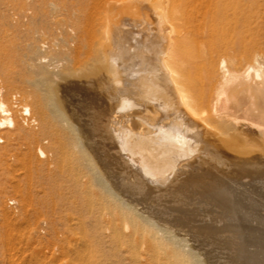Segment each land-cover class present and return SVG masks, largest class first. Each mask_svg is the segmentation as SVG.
<instances>
[{"label": "bare ground", "instance_id": "bare-ground-1", "mask_svg": "<svg viewBox=\"0 0 264 264\" xmlns=\"http://www.w3.org/2000/svg\"><path fill=\"white\" fill-rule=\"evenodd\" d=\"M234 3L73 0L67 7L62 1L76 13L62 52L67 65L41 63L30 72L31 107L26 104L23 113L31 115V128L17 123L48 159L49 153H77L60 161V173L51 174L55 183L43 186L46 196L66 191L56 183L59 176H71L75 182L69 193L79 211L111 232L119 246L148 241L153 257L162 254L171 264H208L179 236L185 221L166 218L158 209L159 216L149 210V202L167 195L183 198L192 189L219 192L226 177L246 183L264 178V147L241 151L208 143L215 120L228 139L242 122L259 128L257 122L264 121V79L256 80L252 72L255 63L264 65V55L253 54L254 45L244 43ZM231 93L238 98L229 101ZM229 108L243 118L234 116L228 124ZM0 109L8 112L4 101ZM5 123L15 124L11 118L0 119V126ZM34 156L24 158L31 176ZM188 165L198 172L183 174ZM225 187L232 196L231 187Z\"/></svg>", "mask_w": 264, "mask_h": 264}, {"label": "rangeland", "instance_id": "rangeland-1", "mask_svg": "<svg viewBox=\"0 0 264 264\" xmlns=\"http://www.w3.org/2000/svg\"><path fill=\"white\" fill-rule=\"evenodd\" d=\"M62 1L65 0H0V101H4L8 109V112L0 109V119L11 118L15 123L0 126V264H171L162 254L153 257L148 241L137 240L133 246L116 244L111 232L79 211V204L69 193L75 182L71 176L58 177L57 186L63 185L66 191L63 189L64 192L51 197L44 194L43 186L55 183L51 174L60 173L59 164L75 158L77 153L72 149L61 157L49 153L48 159L47 152L42 155L38 145L25 138L17 123L22 129L31 128V115L23 113L26 104L31 107L30 72L42 64L60 68L67 65L62 52L68 30L70 35L73 33L68 26L70 17L73 20L76 13L67 8L73 0H66L67 7L62 6ZM245 1L235 0L234 3L245 34L242 33L244 43L254 45L253 54L264 55V0ZM238 56L241 58L242 54ZM144 65L140 67L145 72ZM252 72L257 73L256 80L263 81L264 65L255 63ZM232 95L229 101L238 98ZM236 112L235 115L228 113V124L234 116L243 118L241 112ZM215 121L212 127L216 126L207 133L209 145L222 149L235 147L241 151L264 147L263 120L257 122L259 128L242 122L241 129L231 139L221 122ZM254 152L257 157L263 156L258 150ZM32 153L35 159L31 176L24 158ZM190 167L184 166L183 174L198 172ZM223 179L219 192L211 190L202 194L197 191L198 194L192 189L188 193L190 196L185 195L188 201L186 197L174 200L173 196H163L156 198V202L150 201L149 210L159 216L163 211L166 218L185 221V227H177L179 236L186 238L208 264H264V178L254 182L249 179L251 183H246L245 179ZM224 185L231 187L232 196ZM79 218L84 220L82 225Z\"/></svg>", "mask_w": 264, "mask_h": 264}]
</instances>
